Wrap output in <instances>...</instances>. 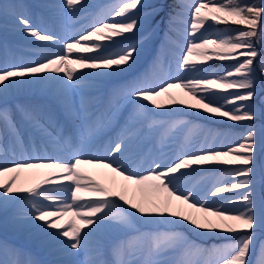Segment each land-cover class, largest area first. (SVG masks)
Segmentation results:
<instances>
[{"label": "snow or ice", "instance_id": "1", "mask_svg": "<svg viewBox=\"0 0 264 264\" xmlns=\"http://www.w3.org/2000/svg\"><path fill=\"white\" fill-rule=\"evenodd\" d=\"M18 7L25 6L0 0V15L14 16L16 31L33 38L32 43H47L36 45L38 59L27 63L5 59L0 68V142L10 138L14 145H24L7 100L33 85L45 88L65 117L81 120L74 133L65 134L45 109L17 105L33 131L64 155L22 154L18 160L0 162V212L16 207L13 219L24 221L30 236L54 257L47 264H81L77 259L81 253L87 257L83 264H198L195 258L205 254L210 258L206 264H253L257 230L264 227V205L258 216L256 193L260 135L256 122L261 118L257 101L264 104V96L255 75L257 58L258 70L264 75V57L257 48V44L264 47V0L260 4L173 0L168 32H177V23L187 25L176 71L192 75L184 78L169 72L160 81L148 75L128 80L113 89L108 110L100 116L93 111L95 97L88 93L98 86L99 79L125 73L135 64L153 33L150 30L140 40L136 36L145 22L163 12V5L113 0L106 13H97L89 24L65 36L34 26L27 11L18 12ZM42 7L66 9L74 16L88 7V0H61L59 5ZM188 13L190 20H184ZM209 21V27L237 25L243 30L227 35L226 29L215 28L216 35L205 36L200 30ZM212 60L235 63L222 73L213 71L211 65L198 67ZM175 89L195 102L177 98L172 94ZM122 104L131 105L125 124L115 141L98 154L92 149L93 139L118 118ZM183 109L224 118L245 131L235 138L226 137L219 147L184 151L166 162L163 148L185 122L166 124L157 117ZM158 129H162L159 154L147 161L146 167H130L129 155L141 152ZM24 147L27 150L28 146ZM204 171L221 172L228 180L217 179L203 192L185 187L191 177ZM108 173L113 174L110 185L96 178ZM228 193L234 195H222ZM182 224L201 237L224 234L222 239L230 242L201 247L175 231ZM160 226H170V230L141 231V227ZM128 231L137 234L112 247V261L105 259L104 237ZM177 252L182 257L173 259ZM0 264L41 262L22 249L0 244ZM255 264H264V241H260Z\"/></svg>", "mask_w": 264, "mask_h": 264}, {"label": "bare ground", "instance_id": "2", "mask_svg": "<svg viewBox=\"0 0 264 264\" xmlns=\"http://www.w3.org/2000/svg\"><path fill=\"white\" fill-rule=\"evenodd\" d=\"M3 2L25 6L23 8L18 7L16 10L18 12L26 10L34 26L51 31L53 34L58 36H65L73 31L78 30L82 26L89 24L97 13H106L108 11V8L106 6L110 5L113 2V0H88V7L83 12L77 13L74 16L70 15L66 9L60 11V9L55 8L52 11H55V15H57L59 18H51L50 16H47V14H45L44 7H42V5L47 4L45 3V0H42V4L38 5L37 7H33L31 5L32 4L31 0H3ZM52 2L61 3V0L59 2L57 0L49 1V3ZM90 7H93V9H90ZM7 17L8 15H2V18H7ZM2 22L5 23L7 21L5 19ZM30 39L33 38L27 36H20L15 30H12L10 27H4V24L0 23V68L4 67L5 59H7L9 63L11 62L18 63L21 61L27 63L30 60L38 59L39 57L36 52V47H32L28 45L27 40ZM100 42L103 43L102 41ZM45 43L47 42H42V44ZM180 43L185 44L184 41ZM6 49H7V54H6ZM54 50H59V49L57 48ZM165 50H166L165 54L160 53V55L162 56L161 57L162 66L169 69L172 67V65L178 62V58L180 56L179 57L176 56L175 52H179V50L175 48V46L165 48ZM154 51H156V49ZM73 55H75V53ZM155 57L156 56L153 55L150 56L149 61L147 63L143 62L144 64H142L141 67L138 68L137 70L135 69V71L132 69V67H134L133 65L127 72L124 73V75L110 76L99 79L97 81L98 86L88 93L89 96L95 97L96 99V102L93 105V111L95 112V114L97 116H100L107 112L109 107V101L112 98L113 89L116 88L118 85H121L124 82L131 80L135 77H139L143 75L150 76L154 81H160L166 78L168 72L162 73V70L160 69L159 66L152 67V70L149 71L146 69L149 65L148 63L152 62ZM176 97L182 98L190 103H193V100H191L190 97L186 96L182 92H180V94ZM17 105L36 106L45 109L59 125L63 126L65 134L74 133L76 125H79L81 123V120L79 119L73 121L65 117L59 103L42 86L33 85L23 90L17 91L9 96L7 100V107H9L12 111V117L15 120L17 126L19 127L20 135L23 137L24 145H19V144L14 145L10 138H6L3 142H0L1 143L0 153H2L1 152L2 149L6 152V155H4L3 158L0 159V162L3 161L11 162L13 160H18L21 158L22 154L25 157L29 155H35L39 157H45V156L57 157L64 155L63 153L59 152L52 144L47 143L42 137H40L37 133L33 131V129L22 119L21 113L17 110L16 107ZM130 110H131V105L124 107L122 104V111L118 115V118L112 120L110 123H107L104 130L93 139L91 146L94 151H96L98 154H103L104 149L108 147L110 143L115 141V139L117 138L118 134L121 131L122 126L125 124V120L128 117ZM185 110L187 109H183V111ZM198 113L200 115L202 114V116H204L209 121L215 122V120L217 119V118L211 119L207 116V114H204L203 112L198 111ZM176 114H179V112L173 113V116ZM168 117H169L168 115L161 116V117H157V119L165 121L166 124H170L171 121L167 119ZM257 129L258 132H260L261 134V127L257 126ZM241 130H243L242 132H244L245 128L241 127ZM241 130L237 132L235 130L231 131V130L223 129L217 132L220 135L216 136L215 134L216 129L213 128L211 133L212 137H214V140L218 142V145H216L215 147H219L222 142H226V137L228 139L238 137L241 134ZM52 131L54 132L55 129H52ZM161 131L162 129H158L145 142L142 148L143 150L142 153L139 152L137 156H135L134 154L129 155L128 163L130 167L135 169H141L143 167H146L147 166L146 162L150 161L153 156L159 154V152L161 151L160 150L161 146L158 143V139ZM208 131L209 130H207V127L201 124V127H199V132L198 131L196 132V137L198 138L196 139L195 135H192L190 140H188L185 138L187 129H182V128L179 129V132H177V137H175V139L173 140V144L170 145V143H168V145L163 148L166 162H171V160L175 159L176 156L180 155L184 151H195L200 146L205 147L207 144L206 140L209 136ZM202 136H204V139L202 142H200ZM257 143H258V151H257L258 154L261 150L260 135L257 136ZM25 145L28 146L27 150L24 147ZM167 149H171V151L165 152ZM86 171L90 173L95 171L107 172V170H92V169H86ZM112 176L113 174L108 173L106 177L97 176L96 178L110 185ZM116 179L119 180L118 177ZM205 179L206 180H203L202 185H198L197 188H199V191L203 192L205 190V184L209 183L207 182L208 179L207 178ZM190 180H195V178H190ZM260 180L264 181L263 170L259 175L257 174V181ZM200 183H202V181ZM186 186L187 183L185 184V187ZM84 195L87 200L88 199L87 194ZM129 196H131V193H129ZM234 207H239V205H235ZM16 212L17 209L15 206L9 207V209L6 212H0V236H2L3 238L7 237L8 239L11 238L13 240L12 246L16 248L22 249L23 251L25 249H28L30 256L32 251L35 250L39 255L38 259L40 260L41 264H47V262L54 259V257L49 254L46 248L40 245L38 240L30 236L27 227L23 226L24 221L13 219ZM258 216H260L259 209H258ZM180 227H183L193 236H195L194 239L198 238L193 231L189 230L190 226H185L182 224ZM166 228L170 230V226H160L158 229L155 228L146 229L144 227H141V231L157 230L163 232L164 229ZM136 234L137 233L134 231H128V232L109 233L108 235H106L104 237V245H105L104 258L109 261H112L113 259L111 255L112 247L121 242L128 241ZM200 242L201 241L197 239L196 244L199 245ZM0 244H4V243L0 241ZM259 246L260 244L256 245V250H254L255 252H253L254 253V255H252L253 264H255ZM181 257H182V253L180 252L172 254L173 259H180ZM86 258H87L86 255L84 253H81V255L77 259L81 261V264H83ZM195 259L198 261V264H206V262L209 261L210 258L205 254Z\"/></svg>", "mask_w": 264, "mask_h": 264}, {"label": "rangeland", "instance_id": "3", "mask_svg": "<svg viewBox=\"0 0 264 264\" xmlns=\"http://www.w3.org/2000/svg\"><path fill=\"white\" fill-rule=\"evenodd\" d=\"M50 0H45V3L47 4H56L59 5L60 3H49ZM58 2L60 0H57ZM32 2V6L33 7H37L38 5L42 4V0H31ZM148 3H157V4H162L163 5V12L160 13V15L154 19L150 24H143L141 31L137 34L136 39L140 40L141 38H143L145 36L146 33H148L150 30L152 31V36L150 39H148L146 42H144L143 47L141 49V53L139 54L138 58H136V63L134 64V67H132V69L135 71V69L137 70L138 68L141 67L142 64H144L145 62L147 63L149 61L150 56H156L154 58V62H150L148 63V67L146 68L148 71L152 70V67H160V69L163 72H171V74L173 76L175 75H181L184 78H188L189 76H191V73H177L176 71V67H177V63L176 62L174 65H172L171 68L167 69L166 67L162 66V59H161V54H165L166 50L165 48H169L171 46H175V48H177L179 50V52H175L176 56H181L182 52H181V47L184 46L186 44L184 37L182 35V33L185 31L187 25L180 22L177 23L176 28L178 29L177 32H168L167 29V18H168V14L172 9L173 3L172 4H167L166 0H147ZM187 3H191L192 0H186ZM241 3L243 4H260L261 0H241ZM55 9V8H54ZM54 9H46L44 8V12L45 14H47V16H50L51 18H59L57 15H55V11H52ZM90 9H93V7H90ZM57 12V11H56ZM1 19H0V23L4 24V27H10L12 30L16 31L17 25L14 23L15 17L14 16H10V18H2V15H0ZM9 20V22H2L3 20ZM184 20H190V13L186 14L183 17ZM15 24V25H14ZM212 24L211 21H209L208 23H206L205 28L201 29L200 32L203 33L205 36H214L217 33L215 32V28H220V29H225L224 27H222L221 25H213L212 27H209V25ZM236 27V26H235ZM235 30H241L239 27H236ZM243 30V29H242ZM18 33V35L20 36H24L22 35L20 32L16 31ZM167 33V35H166ZM200 33H198L199 35ZM226 34L228 35V33L226 32ZM29 43L28 45L32 46V47H36V45L42 44L41 41H36L35 43H32V40H27ZM184 41L185 44H181L180 42ZM103 42V41H102ZM257 48L261 53V56L264 57V47H261L259 44H257ZM156 49V51H154ZM143 50V51H142ZM159 50V51H158ZM145 51V52H144ZM143 52V53H142ZM241 59H243V57H241ZM144 62V63H143ZM235 61H208L206 64H202V65H198V67H203V68H208L209 65L212 66V70L222 73L223 70L234 64ZM259 63H260V59L257 58L256 60V66H257V71L255 73L256 75V79H257V84H258V90L261 92V95L263 93L262 96H264V75H262L258 68H259ZM161 64V65H160ZM137 66V68H136ZM132 70V71H133ZM87 71V70H84ZM120 75H124V73L118 74ZM115 75V76H118ZM106 78V77H103ZM172 94L174 96H178L180 94V90L175 89L172 90ZM195 101H193L194 103ZM257 107L261 113V118L256 122L257 126L261 127V134H260V139H261V150L260 152L257 154V159H256V167H257V174L259 175L262 170L264 171V105L261 104L259 102V100L257 101ZM185 113V114H184ZM181 115V116H180ZM169 117L167 118L168 120L171 121L170 124H172L173 122H178V121H184V125L182 127H180L179 129H187L186 132V136L185 138L190 140V138L192 137V135H195L196 137V132H199V127H201V124L205 125L207 127L209 136L206 140L207 144L205 147L208 146H213L215 147L216 145H218V142H216L214 140V137H212V130L213 128L216 129L215 134H217V132H219L220 130L226 129V130H235V131H240L241 130V126L236 125L232 122H228L226 119L224 118H217L214 121H209L207 120L204 116H202V114L200 115L198 113L197 110H185L183 112H179V114H176L173 116V114H169ZM178 116V117H177ZM212 119V118H211ZM197 120V121H196ZM209 121V122H208ZM195 123V124H194ZM247 123V122H246ZM197 124V125H196ZM197 129V130H196ZM191 130V131H190ZM243 130H241V133ZM179 132V130L177 131ZM177 132L175 133L174 137L172 138V140L169 142L170 145L173 144V140L175 139V137H177ZM188 133V134H187ZM198 137H196L197 139ZM211 138V139H210ZM204 139V136H202V139L200 140V142H202ZM209 141V142H208ZM1 146V143H0ZM201 148V146L199 147ZM197 148V149H199ZM196 149V150H197ZM161 150V149H160ZM171 151V149H167L165 152H169ZM2 153H0V159L3 158L4 155H6V152L2 149L1 150ZM5 152V153H4ZM139 153H135L134 155L137 156ZM201 175V176H200ZM191 178H195V180H190L189 183H187V188H191V187H198V185H202L203 184V180H206L205 178H207V182L205 184V190L206 191L208 188H210L214 183H216L217 179H223L225 182H227L228 177L224 174H222L221 172L218 171H204V172H200L195 174L193 177ZM202 181V183H200ZM197 185V186H196ZM257 189H256V193H257V200H258V204H259V215H261V206L264 205V181H258L257 184ZM197 190H199V188H197ZM222 195H234L233 193H228V194H222ZM157 231V230H155ZM164 231H168V229H164ZM175 231L180 232L185 239L195 242L197 243V239L200 242L199 246L201 247H205V248H209L212 246H223L227 243H229L230 241L222 239V236L224 234H219L213 238H209L207 236L205 237H201L199 235H197L196 232H194L196 234V236L198 238H195V236H193L190 232H188L186 229H184L183 227H178L175 229ZM185 231V232H184ZM185 233V234H184ZM203 240V241H202ZM0 241L3 242L4 244L10 245L12 246V242L13 240L10 238L8 239L7 237H2L0 236ZM260 241H264V227H261L257 230V242L256 245L260 244ZM24 252L26 254H29L28 249H25ZM255 252V251H254ZM36 253V254H35ZM254 255V253L252 254ZM31 256L34 260L36 261H40L38 259V253L33 250L31 253ZM251 259H253V256L251 257Z\"/></svg>", "mask_w": 264, "mask_h": 264}, {"label": "trees", "instance_id": "4", "mask_svg": "<svg viewBox=\"0 0 264 264\" xmlns=\"http://www.w3.org/2000/svg\"><path fill=\"white\" fill-rule=\"evenodd\" d=\"M166 2L168 4H171V3H173V0H166ZM221 26L225 27L229 31V35H235V32L237 31V30H235L236 27H239L242 30V26H237V25H227V26L221 25Z\"/></svg>", "mask_w": 264, "mask_h": 264}]
</instances>
